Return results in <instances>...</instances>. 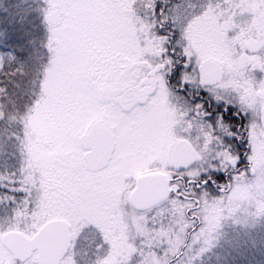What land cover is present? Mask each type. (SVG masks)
I'll return each instance as SVG.
<instances>
[{"label":"snow or ice","instance_id":"obj_1","mask_svg":"<svg viewBox=\"0 0 264 264\" xmlns=\"http://www.w3.org/2000/svg\"><path fill=\"white\" fill-rule=\"evenodd\" d=\"M0 264H264V0H0Z\"/></svg>","mask_w":264,"mask_h":264}]
</instances>
